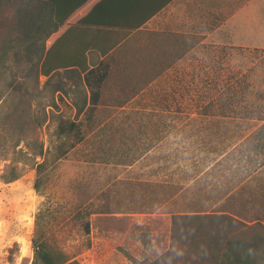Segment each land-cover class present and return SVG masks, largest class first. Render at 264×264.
Wrapping results in <instances>:
<instances>
[{"label": "crops", "instance_id": "1", "mask_svg": "<svg viewBox=\"0 0 264 264\" xmlns=\"http://www.w3.org/2000/svg\"><path fill=\"white\" fill-rule=\"evenodd\" d=\"M59 38L61 50L86 68L52 74L69 83L68 106L86 132L73 150L105 165L109 178L127 183L141 204L162 203L159 210L190 184L207 183L206 173L225 155L213 146L222 117L201 112L203 93L219 91V77L234 75L233 51L264 50V0H86L49 38L51 45ZM63 89L60 81L54 91L66 101ZM258 122L257 131L264 120ZM149 208L113 215H157ZM182 213L209 212L168 215Z\"/></svg>", "mask_w": 264, "mask_h": 264}, {"label": "trees", "instance_id": "2", "mask_svg": "<svg viewBox=\"0 0 264 264\" xmlns=\"http://www.w3.org/2000/svg\"><path fill=\"white\" fill-rule=\"evenodd\" d=\"M85 1L0 0V160L6 156L7 141L2 133L10 129L17 133L11 148L25 142L30 154L41 158L40 162H35L34 188L38 193L49 169L65 159L85 136L82 122L60 120L56 127L59 143L54 148L51 140V145L45 148L38 138H22L25 125L36 134L48 120L45 107L40 108L41 115L33 112L32 100L47 88L53 72L76 66L86 70L68 55L67 49L61 50V38L47 47L48 39ZM79 24H84V20ZM89 75L85 81L92 93L95 85L90 82ZM41 76L47 77V81L39 91ZM219 78V91L203 93L204 101H208L202 113L207 115L214 111L222 118L264 120V104L246 102L250 85L244 76L228 73ZM21 174L18 166L10 163L0 179L10 183ZM230 199L226 198L216 212L150 216L142 223L133 222L129 217L109 215L115 212L108 204L91 208L93 201L89 199L76 206L73 219L77 223V220L96 214L98 227L106 236L115 232L125 237L119 251L132 264H264V198L261 196V213L250 216L240 212L243 203ZM155 200L149 213L162 204ZM84 231L90 234L88 219ZM32 244L31 264H79L75 254L59 250L46 234H37Z\"/></svg>", "mask_w": 264, "mask_h": 264}, {"label": "rangeland", "instance_id": "3", "mask_svg": "<svg viewBox=\"0 0 264 264\" xmlns=\"http://www.w3.org/2000/svg\"><path fill=\"white\" fill-rule=\"evenodd\" d=\"M51 43L49 39L47 47ZM247 51H233L234 57L229 61V67L234 75L244 76L250 85L246 102L264 104V50ZM64 78L58 75L51 77L47 88L42 89L47 77H40L39 91L42 89V92L34 97L32 107L33 112L39 115L42 113L40 108L45 107L48 120L37 129L36 134L25 125L22 138H38L45 148L51 145L50 140L53 148L59 143L56 129L58 122L75 120L74 109L68 106L69 83ZM60 81L66 101L54 91ZM231 82L233 84V79ZM218 124L222 136L220 142L214 137L213 146H218L220 153L225 155L206 173L207 183L198 181L190 184L172 203L157 210V215L167 217L169 213L175 212H216L221 209L224 197L231 193L230 201L244 204L240 211L244 215L261 213V188L264 183L257 182L264 178V125L257 131L260 122L241 117L221 118ZM228 127L231 130L235 128V133L229 134L232 131L228 133ZM250 130H253V134L245 140L244 136ZM2 134L7 142L6 156L0 160V175L10 163L18 166L22 174L10 183L0 179V264H17L18 261L19 264H31L32 241L37 234L48 235L51 243L59 250L75 254L79 264H132L119 251L125 242L123 235L110 232L106 236L98 227L96 214L74 222L75 209L89 199L93 201L91 208L97 209L98 206L108 204L114 212L121 209L126 212L134 209L145 211L151 205L141 204V197L128 193L127 183L113 182L105 165L92 164L78 150L70 151L65 159L49 169L43 182L45 184L38 193L34 188L37 178L35 162H40L41 158L30 154L25 142H21L15 149L11 148L17 133L8 129ZM228 136L232 138L228 139ZM204 138L209 140L210 136ZM220 174L222 177L219 183L214 177ZM150 216L135 213L131 221L142 223ZM87 219L90 223L89 235L84 231Z\"/></svg>", "mask_w": 264, "mask_h": 264}, {"label": "clouds", "instance_id": "4", "mask_svg": "<svg viewBox=\"0 0 264 264\" xmlns=\"http://www.w3.org/2000/svg\"><path fill=\"white\" fill-rule=\"evenodd\" d=\"M17 264H19V261L17 262Z\"/></svg>", "mask_w": 264, "mask_h": 264}]
</instances>
